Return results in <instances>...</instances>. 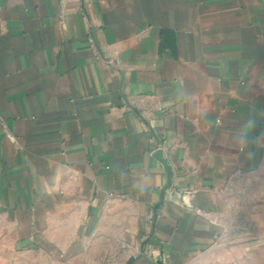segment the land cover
I'll list each match as a JSON object with an SVG mask.
<instances>
[{
  "label": "crops",
  "instance_id": "0c3cea01",
  "mask_svg": "<svg viewBox=\"0 0 264 264\" xmlns=\"http://www.w3.org/2000/svg\"><path fill=\"white\" fill-rule=\"evenodd\" d=\"M0 264H264V0H0Z\"/></svg>",
  "mask_w": 264,
  "mask_h": 264
},
{
  "label": "water",
  "instance_id": "95a60500",
  "mask_svg": "<svg viewBox=\"0 0 264 264\" xmlns=\"http://www.w3.org/2000/svg\"><path fill=\"white\" fill-rule=\"evenodd\" d=\"M156 156H157L158 158H160V159L164 162V164H167V160L161 156V154H160L159 151L156 152ZM170 186H171V184L168 183V184L162 189V191H161V199H162V200H161V203H162V201H163V199H164V193L169 189Z\"/></svg>",
  "mask_w": 264,
  "mask_h": 264
}]
</instances>
